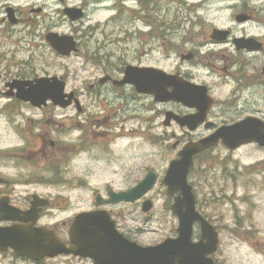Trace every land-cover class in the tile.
<instances>
[{
    "label": "rangeland",
    "instance_id": "374dc122",
    "mask_svg": "<svg viewBox=\"0 0 264 264\" xmlns=\"http://www.w3.org/2000/svg\"><path fill=\"white\" fill-rule=\"evenodd\" d=\"M120 2L0 0V20L8 19V9L13 11L14 20L18 21L21 17L26 19L22 27H19V22L7 21L13 25L12 28L0 23V50H5L11 64L5 70L15 72L17 67L22 72L41 75L39 77L63 78V75H67V89L77 95L83 112L95 117L104 112L100 105L106 106L108 102L111 105L112 101L108 95L87 97L86 83L91 79H100L104 71L115 70L118 64L131 63L136 54L143 53V50L147 52L150 45L155 46V59L159 61L146 64L164 69L169 63L161 60L166 57L162 54L163 47H179L184 38L194 37L198 31L204 30L210 34L216 28L236 29L238 25L234 18L241 13L254 18L253 22L242 25L248 35L264 40V0H160L156 6L158 14L155 10L153 21L155 32L160 28L159 36L162 39L159 41L157 38L150 44L145 43L147 38L132 34L137 29L141 32L147 30L140 24L142 14L139 13L138 20L133 22L136 4L126 1L120 5ZM65 7L84 8V17L77 22H69L62 14ZM48 33L73 36L81 53L68 58L57 56L45 41ZM160 45L162 53L158 48ZM95 53L98 54L96 58L84 57ZM171 57L172 65L176 61L174 55ZM101 59L104 61L100 62ZM259 62L255 60L252 67L260 65ZM250 102L252 112H261L263 115L259 116L264 119V94L251 95ZM126 103L123 98L122 105L129 106L125 109L131 111L134 104L129 98V104ZM12 107L16 110L14 105ZM17 111L20 114L27 112L21 107ZM65 113L77 123L84 121V117L78 118L72 107ZM57 114L64 115L60 111ZM163 121L162 115H155L153 128L148 129L146 118L140 124L134 115L125 113L109 118L101 125L96 118L85 120L82 127L86 125V128L93 129L87 131L88 142L81 145L82 152L78 151L77 145L81 132L77 127L71 128V146L66 147V150L71 149V159L67 167H59L58 171L55 170L57 167H50L55 173L33 176L50 185V188L47 184L38 185V192L48 195L55 203L46 208L43 223L62 228L61 223L65 222L68 227L74 215L96 208V194L105 198L107 189L124 191L142 180L148 170H152L157 174L156 184L145 197L152 201V209L142 213L140 201L137 205H122L114 210L121 212L122 232H129L131 238L141 246L156 244L172 235L177 228V220L170 213L173 200L166 195L162 180L170 161L176 158L179 150L173 149L172 145L183 135L176 128L166 129ZM0 138L3 139L0 144L4 147L21 145L13 132ZM218 150L219 158L202 156L189 174L188 180L199 200L197 209L220 232V264H264V149L250 145L232 155ZM26 169L27 166L24 176H30L31 169ZM199 171L203 176H198ZM67 227L62 228V237H65ZM0 264L34 263L0 259ZM40 264L92 263L88 259L59 256Z\"/></svg>",
    "mask_w": 264,
    "mask_h": 264
},
{
    "label": "flooded vegetation",
    "instance_id": "af4514ba",
    "mask_svg": "<svg viewBox=\"0 0 264 264\" xmlns=\"http://www.w3.org/2000/svg\"><path fill=\"white\" fill-rule=\"evenodd\" d=\"M126 1L130 0H121L123 4ZM121 2L119 4L123 5ZM132 2H135L136 10H141L142 6L143 16L141 18L143 19H141L140 24L141 27L147 28L143 32L137 29V31L132 33L133 36L147 38L148 40L145 43L148 44L157 38L160 41V36H156L153 17L145 15V10L149 9L150 6L146 8L144 4L140 6L139 0H132ZM138 18L136 13L133 16V22L137 21ZM7 21H9L7 18H2L0 23L8 27L13 26ZM18 22L20 24L19 27H22L26 23V19L21 17L16 21V24ZM249 22L250 20L244 23H237L238 27L236 29L235 27L227 28L228 34L226 38L221 40L211 39V32L209 34L203 30V32L198 31L193 39L184 38L180 46L173 48L174 50L163 47L162 53V43L158 48L163 56L166 57L161 58V60L165 64L169 63L168 67L164 69L146 64L147 62L159 61L155 59V46L150 45L147 52L143 50V53L136 54L131 63L118 64L115 70L108 69L109 71H104L100 79H94L93 81L91 79L85 85L87 97L95 98L97 96L104 97L108 95L110 101H112L111 105L109 102L106 106L100 105L102 107L101 110L104 112L102 115L95 117L93 114L83 112L82 107L78 110L75 105L60 109L54 107L51 101H47V103L42 104L40 107H35L31 103L21 101L17 96L19 91L16 87L12 88L13 85L24 84L25 88H27L30 84L34 85L36 79L44 77H39L41 75H36L35 73L22 72L23 70L17 67L15 72L5 70V68L9 69L11 64L6 57L5 50H0V102H2L0 104V136H6L13 132L19 144H21L7 147L0 144V229L22 225V222L11 220L10 217H12V214H18V212V215L21 216V213L28 211L31 208L33 196H39L42 199H48L49 204L46 207L35 209L37 220L34 227L46 226L64 240L65 237L61 236V231L63 230L62 228L67 227L65 222L61 223L62 228L43 223L46 208L52 204L55 205V203H53L48 195L38 192L37 187H40L38 185L47 184V182L40 181L35 177L41 174L55 173L50 167H57L55 169L57 171L59 167H67L66 165H68L71 159V149L66 150V147L71 146V128L75 129L77 127L80 130L81 135L77 145L78 151H83L81 145L88 142V138H86L87 131L93 129L86 128V125L82 127L85 120L87 122L96 118L101 125V123H104L109 118L125 113V115H134V118L140 124L142 119L146 118L148 129H152L155 115H162L163 118L165 115H173L177 118L200 115L201 117H198L202 119V122L196 124L193 129H189L187 126H180L174 119H171L169 124L165 126L168 130L176 128L183 135L174 141L172 145L173 149H180L189 142H196L223 127L234 125L247 117H255L264 121L259 116L263 115L261 112H252L250 102L251 95L258 96L264 94V40L251 34V36L248 35L249 33L245 31L242 25ZM30 37L35 39L33 34H30ZM249 38H254L261 43L259 51L248 50L246 47L244 49L237 47L239 44L245 45V41L243 40ZM151 55H153V58ZM172 55L175 56L176 62L171 65ZM70 56L71 54L68 57ZM255 60H260V65L253 68ZM127 66L139 69L149 68L165 73L166 80L161 82L163 89H159L158 93H162L166 100L164 102H157L154 93H140L136 87L118 85L116 82L123 77ZM22 69L26 70L27 68L22 67ZM47 77L51 78L53 76ZM58 78L65 83V92H71L66 87L68 76L63 75V78H60V76ZM179 84L186 86L183 92L177 87ZM155 91L157 92V89ZM174 91L182 94V99H173L172 95ZM73 94L75 98H78L74 92ZM123 98L126 99V104H129L128 98L134 104L131 111L125 109L127 105H122ZM65 99L68 100V97ZM189 103L192 104L190 105ZM12 105H14V109L16 110H13ZM20 107L26 109L27 112L20 114L17 111ZM71 107L72 109L76 108L78 118L80 116L84 117L83 122L77 123L71 119V115H66V110H71ZM59 111L64 113V115H58ZM173 137L175 136L173 135ZM1 142H3L2 138H0ZM250 145L252 144L242 145L235 150H229L219 140L214 147L197 155L194 158V162L198 159L197 157H201L202 155H211L219 158L218 149H222L223 152L232 155L241 148ZM207 164L208 162H206ZM26 166L27 169H31L30 176H24L26 175L24 170ZM49 183L51 184L52 182ZM47 185L50 188V185ZM109 190L111 189H107L105 192L106 198ZM139 203L140 201L132 205ZM122 205L130 206L129 203H121L105 205L103 209L109 212L111 218L115 221L117 230L121 231V234L127 239L134 241L129 232H122L121 212L114 210ZM202 216L206 218L204 215ZM206 219L213 225L210 219ZM216 231L220 235L218 229ZM176 236L177 232L174 229V233L166 238L173 239ZM191 240L194 243L200 240L198 224L194 226ZM219 245L218 243L216 250L208 255L212 259L213 264H220L218 258ZM0 259L32 262L24 257L15 255L9 248L3 252L0 251Z\"/></svg>",
    "mask_w": 264,
    "mask_h": 264
},
{
    "label": "water",
    "instance_id": "95a60500",
    "mask_svg": "<svg viewBox=\"0 0 264 264\" xmlns=\"http://www.w3.org/2000/svg\"><path fill=\"white\" fill-rule=\"evenodd\" d=\"M58 1L63 3L64 0ZM62 13L70 22H76L84 16L82 9L77 7H65ZM7 14L9 21L15 23L13 11L8 9ZM235 19L237 22H245L248 16L238 15ZM226 36L227 31L220 29H213L211 33V39L215 40L224 39ZM45 41L61 57L77 52L76 41L70 35L48 33ZM237 47L258 50L261 45L253 39H248L245 40V45L239 44ZM165 75L159 70L127 66L123 77L116 83L134 86L140 93H154L157 102H164L166 98L158 91L163 89L161 82L166 80ZM14 87L19 91L17 96L21 101L31 103L35 107H40L50 100L53 105L66 108L74 99L73 93L68 95L64 93V82L57 77L36 79L35 84H30L27 88L24 84L13 85L12 88ZM177 87L182 92L186 89L184 84H179ZM65 97H68V100L65 101ZM172 98L180 100L182 94L174 91ZM74 102L80 110L78 101L74 99ZM198 116L177 118L173 115H165L163 126H167L170 120L174 119L180 126L193 129L196 124L202 122L201 116ZM219 140L229 150L246 144H256L264 148V123L254 117L245 118L196 142L185 144L178 151L177 157L170 161L162 184L166 187L169 197H174V194L178 193L170 206L172 215L178 220L176 238L165 239L155 246H140L126 239L116 230L115 222L107 211L93 210L78 213L73 217L67 233V242H64L46 227H34L37 220L35 208L46 206L48 201L33 196L28 211L21 213V216L18 212L10 217L11 220L23 224L0 229V251L10 248L15 255L33 261L65 255L88 259L92 264H213L208 255L217 248L218 233L196 211L195 196L187 176L193 166L194 156L215 146ZM156 178V173L150 170L131 189L123 192L109 190L107 193L109 199L103 201L101 196L97 195L95 203L100 206L104 202L107 204L135 202L152 189ZM150 208L151 202L145 201L141 210L146 213ZM194 223L199 224L201 233L200 240L196 243L191 240Z\"/></svg>",
    "mask_w": 264,
    "mask_h": 264
},
{
    "label": "trees",
    "instance_id": "16d2710c",
    "mask_svg": "<svg viewBox=\"0 0 264 264\" xmlns=\"http://www.w3.org/2000/svg\"><path fill=\"white\" fill-rule=\"evenodd\" d=\"M159 1L160 0H139V4H140V6L142 5V4H144V6H145V8L147 7V6H150L149 7V9H147V10H145V15H148V16H151V17H153L154 18V12H155V10H156V14H158V10H157V5H158V3H159ZM181 3V2H180ZM153 5H154V8H153ZM143 8H142V6H141V13H142V15H143ZM155 24V23H154ZM159 29L160 28H158V30H156V36H159L160 35V31H159ZM83 34H85V32H83ZM27 36H28V34H27ZM75 36H77L78 37V35L75 33ZM79 38V37H78ZM161 38V37H160ZM186 39V38H185ZM187 39H193V36H190V37H188ZM78 48H79V50H78V53L80 54L81 53V48H80V46H79V44H78V46H77ZM84 57L85 58H89V59H91L92 57H94V58H96V57H98V54L97 53H95V54H93V55H91L90 54V56H87V55H84ZM102 61H104L103 59H101V61L100 62H102ZM89 63V62H88ZM200 163V162H199ZM202 163V162H201ZM200 163V164H201ZM203 164H206V162H203ZM198 176H203V174H202V171H199L198 172ZM233 232H235V231H233ZM35 264H40V263H35Z\"/></svg>",
    "mask_w": 264,
    "mask_h": 264
}]
</instances>
